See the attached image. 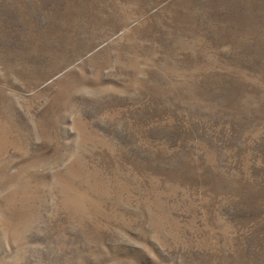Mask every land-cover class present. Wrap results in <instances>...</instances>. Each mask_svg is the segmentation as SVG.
<instances>
[{"label": "rangeland", "instance_id": "obj_1", "mask_svg": "<svg viewBox=\"0 0 264 264\" xmlns=\"http://www.w3.org/2000/svg\"><path fill=\"white\" fill-rule=\"evenodd\" d=\"M0 264H264V0H0Z\"/></svg>", "mask_w": 264, "mask_h": 264}]
</instances>
